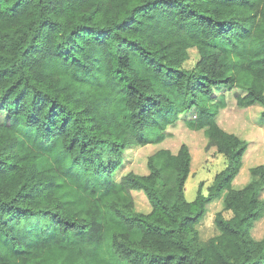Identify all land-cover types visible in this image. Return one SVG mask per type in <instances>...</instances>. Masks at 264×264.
I'll use <instances>...</instances> for the list:
<instances>
[{
	"label": "trees",
	"instance_id": "obj_1",
	"mask_svg": "<svg viewBox=\"0 0 264 264\" xmlns=\"http://www.w3.org/2000/svg\"><path fill=\"white\" fill-rule=\"evenodd\" d=\"M221 86L264 119V0H0V264L264 262V166L232 185L247 142L217 121ZM190 111L228 158L206 194L185 198V143L114 178L123 150L160 144ZM220 194L219 233L201 241Z\"/></svg>",
	"mask_w": 264,
	"mask_h": 264
},
{
	"label": "rangeland",
	"instance_id": "obj_2",
	"mask_svg": "<svg viewBox=\"0 0 264 264\" xmlns=\"http://www.w3.org/2000/svg\"><path fill=\"white\" fill-rule=\"evenodd\" d=\"M193 52V51H192ZM190 63V61H189ZM192 64V63H191ZM239 89H227L225 86L217 87L213 93L215 99L217 95L224 92L227 101L226 107L219 110L217 121L225 130L233 132L240 139L247 142L241 163L242 166L237 176L232 181V185L239 188L252 179H257V175H252L250 169L257 165L264 166V119L260 112L262 106L254 103L249 107H238L234 99V92ZM194 115V111L185 112L179 115L175 124L166 129L164 140L160 144H148L145 146H130L123 150L121 164L114 171V178H119L128 171L139 174H146L149 170L146 166V157L158 147H166L172 152H176L182 143L189 147L191 154L190 172L184 187L185 198L193 200L197 194L198 186L201 183V191L206 194L208 186L212 184L216 173L226 167L228 158L224 153H220L214 146L206 149L207 138L203 131H192L185 125V119ZM2 114L0 113V119ZM135 208L141 212H148L151 209L146 196L141 191H133ZM259 198H264V187L260 191ZM223 195L207 203L206 209L194 227L198 232L199 239L207 240L219 233L215 224V213L223 208ZM225 216H230V211H224ZM251 235L255 239L264 236V210L259 218L255 220ZM264 264V262L260 263Z\"/></svg>",
	"mask_w": 264,
	"mask_h": 264
}]
</instances>
